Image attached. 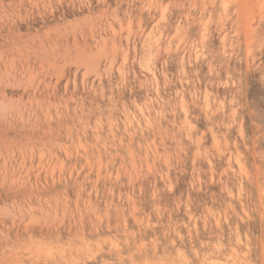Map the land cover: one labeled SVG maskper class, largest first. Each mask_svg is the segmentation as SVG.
Listing matches in <instances>:
<instances>
[{
    "label": "rangeland",
    "instance_id": "obj_1",
    "mask_svg": "<svg viewBox=\"0 0 264 264\" xmlns=\"http://www.w3.org/2000/svg\"><path fill=\"white\" fill-rule=\"evenodd\" d=\"M0 264H264V0H0Z\"/></svg>",
    "mask_w": 264,
    "mask_h": 264
}]
</instances>
